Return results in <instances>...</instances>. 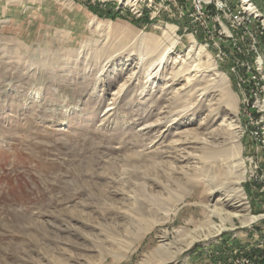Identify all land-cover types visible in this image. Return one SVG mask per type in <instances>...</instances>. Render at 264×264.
Here are the masks:
<instances>
[{
	"label": "rangeland",
	"instance_id": "obj_1",
	"mask_svg": "<svg viewBox=\"0 0 264 264\" xmlns=\"http://www.w3.org/2000/svg\"><path fill=\"white\" fill-rule=\"evenodd\" d=\"M253 1L259 12L242 25L228 12L213 20L234 47L185 0H0V264H159L157 247L202 227V204L219 196L186 174L196 177L210 145L236 138L246 206L259 218H235L172 264H264V0ZM191 46L215 70L179 63ZM188 76L208 89L186 88ZM228 93L236 115L217 109ZM187 101L201 107L174 116ZM188 131L215 140L172 162L166 151Z\"/></svg>",
	"mask_w": 264,
	"mask_h": 264
},
{
	"label": "bare ground",
	"instance_id": "obj_2",
	"mask_svg": "<svg viewBox=\"0 0 264 264\" xmlns=\"http://www.w3.org/2000/svg\"><path fill=\"white\" fill-rule=\"evenodd\" d=\"M214 2H215L217 9H219L221 12H228L229 17L234 24L242 25L241 19L236 18V14H233L234 9L232 8V6L228 5L227 0H214ZM61 4L67 5L66 0H61ZM257 11L259 12L257 5L255 4L253 0H239V4L236 8L237 16L245 18L247 20L250 18L253 12H257ZM196 13L200 14V12H197V11ZM259 18L264 24V15L260 14ZM101 22L102 21L96 20L95 18L91 21V24L92 25L95 24L97 27H99L102 25ZM107 22H110V21H107ZM209 31H211L209 35L219 36L222 42H230L228 40L230 36L228 35V30L226 28H215V29L209 28ZM169 42L170 44L163 46V48H161V51L157 57V60L155 61L156 66H159V65L163 66L166 56H168L169 53L174 52L172 47L176 44V40L172 39V40H169ZM230 44H232V46L234 47L238 46L231 42ZM148 45L149 46H147V48L150 52L154 50H158L159 48L158 43L154 40H152V42ZM195 47L196 46L189 47L188 52L185 55H181L178 53L177 54L178 57H176V59H178V62L179 63L182 62V64H186L187 70L190 68H193L192 71L199 70V69L203 70L204 68L205 69L208 68V71L215 70L213 67L214 63L213 64L209 63L207 65L203 63L204 61L199 56L198 50ZM195 53L197 55L196 56L197 62L195 64L194 63L190 64L188 59L191 58ZM209 61L211 60L209 59ZM177 73H175L174 76H176ZM149 74H152V72H149ZM215 75L216 77L220 76L218 75V72H215ZM193 80L195 79L191 78V76L187 77L186 88L191 87L190 89L194 88L195 91L202 90L203 92H205L208 89V85H205L203 87H196L195 82H193ZM217 86L221 87L220 85H218V82H217ZM189 103L187 101L185 105H183V109L178 111V113L176 112L173 113L174 111H171L170 113L171 114L173 113L174 116L176 115L178 117H182L184 116L183 114H187L188 111L193 110L192 112H195L199 109V107H201L200 102L195 103V104H189ZM222 106L229 114L236 115V112L238 110L237 99L232 94L228 93L227 97H225V99L223 100V105H221L220 107H217V109L221 108L222 110ZM171 107L177 108L178 106L174 105ZM150 116L151 114H148L146 117H150ZM175 123L176 122L169 123V126L170 125L172 126ZM158 125H159V128L168 126L164 124V122L162 121L158 123ZM238 128L239 127L237 125L235 126L232 125V127L229 129L237 130ZM212 134H213L212 131H205L203 133L204 137H202L201 138L202 140L199 141L196 137L193 136L192 132L188 131V134L184 136V140H181L180 143L173 144V146L168 151H166V154L172 162L177 163L181 159H186V157L183 156L181 153L190 155L189 152L186 151V149L193 148L194 143L199 142V143L204 144V146L206 144L209 145L208 144L209 138L215 140ZM237 141H239L238 138H236L233 141L231 140L230 141L231 145L225 149L224 148L222 149L214 145H210L212 149L207 148L208 150L205 151V155L202 156L203 158L202 167L200 169V172L199 173L197 172L195 174L196 177H191L190 176L191 174L189 173L186 174L185 179L190 186L202 183L206 191H208L209 194L211 195L217 194L219 196L215 203L202 204L203 214L206 218V223L202 227H199L197 229H189V228L180 229L179 231L180 236L184 237V240L178 239L177 241H170L168 243H165L161 247H157L156 251H154L155 253H152L150 257V258H154L155 260L157 258V261H156L157 263L172 264V262L176 260V257L178 254L186 251L196 242L202 241V240H210L212 237L220 234L223 230L227 229L228 227L226 225L228 223L233 226L235 224L234 223L235 218L241 219L242 224H251V223L253 224V222H255L259 218V215H252L249 212V208L246 206V201H245L246 197H245L244 189L242 186L246 171L243 165V160L241 158L242 155H241L240 146L237 143ZM176 144H179V145L176 146ZM203 149H205V147H203ZM178 168H179L178 166H175L174 171L177 172ZM186 168H188V166H186ZM190 170L193 171V173L196 172V169H190ZM118 175H122L121 172ZM110 181H111V178H110ZM123 181L124 180L122 179V183ZM215 218L218 219V222L215 220ZM164 238L166 237L164 236ZM146 264H149V263H146Z\"/></svg>",
	"mask_w": 264,
	"mask_h": 264
},
{
	"label": "built area",
	"instance_id": "obj_3",
	"mask_svg": "<svg viewBox=\"0 0 264 264\" xmlns=\"http://www.w3.org/2000/svg\"><path fill=\"white\" fill-rule=\"evenodd\" d=\"M185 1H188V5H190V8L195 9V11H197V12H200L201 22H202L203 26H206L207 28L215 29L213 27V20L215 18H219V11H220L219 9L212 8L211 6H209L210 5L209 0H185ZM208 7H210L211 10ZM233 14H236V18L241 19L242 24L247 20L245 18L237 16L236 9H234ZM211 23H212V25L209 26ZM221 28H222V26H221ZM210 32L211 31H209V33ZM228 40L231 43L235 44L232 37H230ZM239 53H240V49H239ZM244 75L247 79L252 78L251 75L247 74V72ZM250 88L253 90L252 94H254L255 91L253 89V86L250 85Z\"/></svg>",
	"mask_w": 264,
	"mask_h": 264
},
{
	"label": "trees",
	"instance_id": "obj_4",
	"mask_svg": "<svg viewBox=\"0 0 264 264\" xmlns=\"http://www.w3.org/2000/svg\"><path fill=\"white\" fill-rule=\"evenodd\" d=\"M91 8H92V10H97V9H95L94 8V6H91ZM98 12V11H97ZM108 16H110V14H107ZM135 21H137V20H135ZM139 22V21H138Z\"/></svg>",
	"mask_w": 264,
	"mask_h": 264
}]
</instances>
